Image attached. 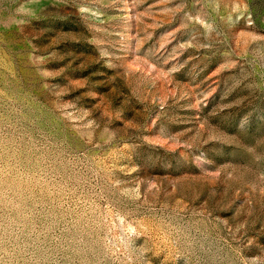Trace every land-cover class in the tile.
<instances>
[{
  "label": "rangeland",
  "instance_id": "1",
  "mask_svg": "<svg viewBox=\"0 0 264 264\" xmlns=\"http://www.w3.org/2000/svg\"><path fill=\"white\" fill-rule=\"evenodd\" d=\"M0 264H264V0H0Z\"/></svg>",
  "mask_w": 264,
  "mask_h": 264
}]
</instances>
